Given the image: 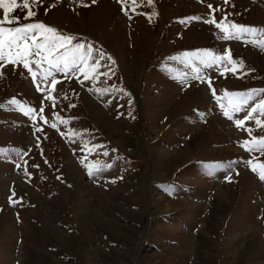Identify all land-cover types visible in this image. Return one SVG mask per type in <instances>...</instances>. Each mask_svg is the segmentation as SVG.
<instances>
[{
	"label": "rangeland",
	"instance_id": "1",
	"mask_svg": "<svg viewBox=\"0 0 264 264\" xmlns=\"http://www.w3.org/2000/svg\"><path fill=\"white\" fill-rule=\"evenodd\" d=\"M32 10L5 26L38 19L91 43L95 87L109 90L82 73H57L53 86L22 65L0 69V264H264V180L246 163L264 154L240 143L264 126L237 127L208 86L256 89L249 106L264 99V48L245 42L262 33L224 40L205 22L264 29V0H143L128 15L117 0H42ZM205 48L243 68L195 61L194 74L182 54Z\"/></svg>",
	"mask_w": 264,
	"mask_h": 264
},
{
	"label": "snow or ice",
	"instance_id": "2",
	"mask_svg": "<svg viewBox=\"0 0 264 264\" xmlns=\"http://www.w3.org/2000/svg\"><path fill=\"white\" fill-rule=\"evenodd\" d=\"M42 0H0V10H2V17H0V69L5 65H11L13 67L17 65H22L24 69L27 70L28 74L32 77L34 83L37 82V77L39 76V82L48 84L49 78L51 85L55 86L58 84L56 78L57 73L66 75H76L82 73L85 80L92 79L94 83V90L100 93L107 92V88H96L95 79L98 68L100 67V60L93 56V46L91 43H85L83 41L76 42V37L72 34L62 33L55 26H49L44 22L36 19L32 22H21L16 24V26H5L13 25L19 20V17L15 15V10L24 9L27 10L25 14V21L28 18H34L37 16V12L32 10V5H37ZM121 5V10L124 11L125 15L128 12L125 7H130L135 11L139 3H143V0H117ZM95 3V0H92ZM227 3V0H225ZM147 4L152 6L153 0H147ZM52 5H49L51 7ZM87 6V5H85ZM207 8L212 11H219V6L216 9L212 8L211 4L207 5ZM47 11V9H45ZM149 15V19L155 16L156 13L153 10ZM210 18L205 20L206 23L210 25H215L222 33V39L227 40L233 36L241 38L242 34H249L250 37H254L259 31L262 33L260 39H248L245 42L253 43L261 48H264V29H257L252 26H246L243 24H237L227 19L226 15H222L221 19L217 21L211 14H208ZM131 18V17H129ZM200 20L201 16L196 15L193 17H186L180 22L184 23L185 20ZM221 38V37H218ZM183 61L185 64L193 66V72L198 73L201 71L194 64L198 61L200 65L205 68H210L213 65L218 67V70L223 74V70L227 65H232V72H236L238 68H243V62L234 60L231 57L230 51L225 49L219 53L214 52L211 49H196L191 52H184L182 54ZM112 60L111 56L107 57ZM100 59H103L101 55ZM115 63V61H112ZM223 66V67H222ZM23 74V73H22ZM3 72H0V76ZM106 76L107 73H104ZM195 79H205L202 75H194ZM208 86L212 91L213 98L217 100L220 108L223 111V115L230 120H234L237 127L244 125L245 121L254 120L257 127L264 126V99H259L255 103L249 106V101L253 99V95L257 91L256 89H248L246 91H233L229 92L227 90L222 91V96L216 94L215 89L211 87V80L208 78ZM40 91H47L49 94L53 89H40ZM121 91H123L121 89ZM264 92V89L260 90ZM222 97L226 100L221 102ZM51 99V95H49ZM10 104L19 105L21 111H25V106L21 104L15 97L10 101ZM131 103V101H129ZM72 106V105H70ZM3 107V105H0ZM244 107H248L249 110L247 114L243 116L242 119L234 118V113H239ZM33 113L32 107H27L25 115H29L32 119H36ZM258 113V114H256ZM203 117V113L199 114ZM43 118V117H42ZM60 122L67 124L68 120L59 117ZM53 128L56 124L51 125ZM70 132L73 130H69ZM251 135V129H246ZM242 146H246L247 151L258 150L264 154V136L255 137L253 136L251 140L240 141ZM92 148L90 151H94ZM104 155H107L105 151ZM252 169V171L259 173V178L264 180V162L253 163V160H248L246 162ZM100 161H92L86 164L89 175L93 174L94 168L99 169ZM105 167H110V165L105 164ZM20 167V165H17ZM36 167V165H33ZM226 176L225 179H229Z\"/></svg>",
	"mask_w": 264,
	"mask_h": 264
}]
</instances>
